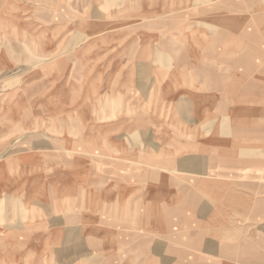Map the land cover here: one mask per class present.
Segmentation results:
<instances>
[{
    "label": "crops",
    "instance_id": "0c3cea01",
    "mask_svg": "<svg viewBox=\"0 0 264 264\" xmlns=\"http://www.w3.org/2000/svg\"><path fill=\"white\" fill-rule=\"evenodd\" d=\"M239 5V13H221L216 19L212 15L201 29L202 42H191L184 54L175 49L173 57L171 50L155 48L157 34L167 33L162 26H143L142 31L126 26L122 34L118 26L93 24L86 35L95 40L86 50L108 39L113 44L86 56L62 54L64 43L42 47L47 62L40 73L52 84V94L36 101L31 96L21 103L18 116L46 121L51 140L38 144L41 151L69 147L66 153L74 154L73 160L82 166L88 161L82 156L88 158L92 149L101 148L91 158L96 167H110L112 183L103 187L102 170L83 166L74 174L78 187L72 189L69 179L59 188L61 193L48 200L38 186L18 187V180L0 183V193L5 194L0 198V264H103L88 255L104 250L111 251L107 264H264L263 231H247L246 225L231 224L230 217V211L240 215V221L248 215L264 216V202H249L246 196L256 187L197 180L264 178V170H259L264 165V0H240ZM99 16L90 14V20ZM135 33L149 36L140 40ZM121 38L126 40L123 45ZM161 60L165 67H152ZM146 64L147 70H137ZM76 81L81 89L73 97L64 85ZM137 96L155 99L158 121L147 120L150 110L146 120L135 116L131 106ZM71 97L81 101L73 107ZM237 151L240 156L229 154ZM176 178H191L185 180L192 185L178 187ZM167 179L176 185L168 186ZM97 182L102 187L94 188ZM53 188L47 186L46 191ZM189 193L197 198L207 194L208 201L199 198L200 204H190ZM168 194L182 197L175 203L190 211L182 219L189 221L188 228L178 224L181 219L167 217L168 209H176L168 207ZM233 194L237 200H232ZM90 197L98 204V214L88 213ZM54 200L62 204L60 214L28 217ZM18 206L25 207L23 218L19 213L22 223ZM77 209L86 212L77 214ZM107 210L110 217L103 218ZM106 237L111 244L103 247ZM182 248L192 251L189 259Z\"/></svg>",
    "mask_w": 264,
    "mask_h": 264
},
{
    "label": "rangeland",
    "instance_id": "374dc122",
    "mask_svg": "<svg viewBox=\"0 0 264 264\" xmlns=\"http://www.w3.org/2000/svg\"><path fill=\"white\" fill-rule=\"evenodd\" d=\"M239 3L240 0H213L211 2L205 0H0V183L11 185L14 180H18V187L38 186L41 188L44 200L54 197L53 193H61V185L69 179L71 182L68 183L71 184L72 189L78 187L79 181L77 177H74V174H77L82 166L92 170L101 169L99 181H102L103 187L112 183L108 172L110 167H96V159L91 158L94 157L95 152H100L101 148L92 149L89 153L92 156H88V158L82 156L84 159H88L82 166L73 160L74 154L66 153V148L69 147L54 145V151H41L38 149V144L41 142L49 143L51 140L46 133H51L47 129L46 121L43 118L36 119L30 114L18 116L21 103L30 101L31 96H34L32 101H36L38 97L47 93L52 94V84L46 83L45 77L40 73L47 62V56L42 55L46 54L47 51L42 47L47 48L48 42L53 44L64 43V49H60V52L69 58L78 53L86 56V54L94 53L98 49L110 47L113 44L108 39L101 41V44L94 43V49L90 50L89 47L86 50V45L95 40L86 35V29L92 28L93 24L103 25L104 29L110 26H118L122 34H126V30L123 28L126 26L135 29V31H142L141 27L143 26H162L166 27L167 33L157 34L155 48H167V50L172 51L173 57L175 49H179L178 51H182L184 54L189 51L191 42H202L205 30L201 29L208 26L209 20H213L212 15L216 19L221 13H239V9H237L240 8ZM160 12L168 14L162 17H153L155 13ZM95 13H100V16L98 17L99 20L93 22L90 20V14L95 15ZM73 29H79L80 34L72 33ZM134 35L136 39L140 40L149 36L142 33H135ZM125 43V38H121L120 45ZM140 47L138 46V48ZM169 57L167 56L168 70L171 69L168 65ZM152 67L162 69L165 67V63L163 60L157 61ZM147 68L148 64L139 65L137 70L142 71L147 70ZM136 77L139 76L136 75ZM74 78L75 76H73ZM79 85V81L68 82L64 88L69 90L73 97H76L79 95L78 89H81ZM80 101L81 98H72V106L75 107ZM156 105L157 103L153 98L137 96L131 109L141 121L146 120L145 113L148 110L151 112H149L150 115H148L147 120L158 121L160 114L158 112L153 113L154 109H158L155 107ZM119 106L118 110L121 113L123 106ZM32 119H36L34 123L31 122ZM169 119L170 114L167 115V120ZM32 123V129H28L27 124ZM22 125L23 129L21 128ZM137 136L136 134L135 137ZM103 150L107 152L105 147ZM33 154L34 157L29 156ZM229 154L240 156V151L229 152ZM65 155L71 158H66ZM90 158L92 159L91 164L89 163ZM17 168L18 176L15 174ZM259 170H264V165ZM97 173L99 172L97 171ZM240 173L242 172H232L233 175ZM52 174H56L55 177H51ZM210 174L212 173L210 172ZM176 179L178 187H190L192 185L185 180L191 178ZM197 180L201 182L225 180L234 187H238L239 184H247L256 187L252 193L246 195L249 198L248 201L264 202V178L262 177L244 178L237 175L222 179L199 176ZM167 185L174 187L176 184L167 179ZM47 186L54 187L50 190L52 192L46 191ZM97 186L102 187L99 182L94 184V188ZM4 195L0 193V198ZM186 195L190 204H200V199L204 202L208 201L207 194L200 193L198 198L191 193ZM231 196L234 198H231L232 200H237L236 195ZM181 198V196L175 197L168 194V207L176 208L167 210L168 218L173 220L175 218L181 220L188 218L187 214L190 211L186 209V205L180 206V203H175L180 202ZM172 204L178 205L179 210L178 206H172ZM96 206L98 207V204L94 203V197L87 199V209H91L88 213H97ZM38 207L43 208V211L40 210V212L35 213V210L31 209L33 211L28 217L43 218L48 217V214L50 217H54L62 212V204L55 203V200L49 202V205ZM24 208L18 206V220H20L18 223L23 221ZM66 212L71 213L69 210ZM84 212L86 211L77 209V214L82 215ZM19 213L22 218L19 217ZM255 216L248 215L246 220L240 221V215L230 211V217L233 219L231 224L246 225L247 231H259V235H261L262 231L264 233V216L258 215L254 218ZM102 217H110V211H105ZM87 218H90L89 215ZM178 224H182L183 228L184 226L188 228L189 221L182 220ZM247 237L250 238V234H247ZM102 244L103 247L110 245L111 240L106 237ZM183 245L186 246V243ZM181 251L189 259L192 251L189 248H182ZM91 257L93 260L95 257L101 258L102 263L107 264L111 260V251L104 250L102 254L88 255V259Z\"/></svg>",
    "mask_w": 264,
    "mask_h": 264
},
{
    "label": "bare ground",
    "instance_id": "6f19581e",
    "mask_svg": "<svg viewBox=\"0 0 264 264\" xmlns=\"http://www.w3.org/2000/svg\"><path fill=\"white\" fill-rule=\"evenodd\" d=\"M220 71V70H219ZM217 76V75H216ZM219 81V80H218ZM211 83H213V82H211ZM219 83V82H218ZM224 83V82H223ZM226 86V85H225ZM215 88V87H214ZM216 89V88H215ZM230 89V88H229ZM228 89V90H229ZM225 90V89H224ZM227 91V90H226ZM231 91V90H230ZM224 92V91H223ZM216 94V93H215ZM221 109V108H220ZM221 113V112H220ZM213 114V113H212ZM213 117V116H212ZM218 135V134H217Z\"/></svg>",
    "mask_w": 264,
    "mask_h": 264
}]
</instances>
